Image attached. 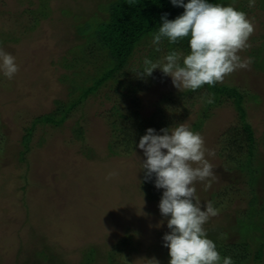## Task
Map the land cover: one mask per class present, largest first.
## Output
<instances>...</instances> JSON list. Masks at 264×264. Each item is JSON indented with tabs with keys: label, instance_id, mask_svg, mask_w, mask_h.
I'll use <instances>...</instances> for the list:
<instances>
[{
	"label": "rangeland",
	"instance_id": "1",
	"mask_svg": "<svg viewBox=\"0 0 264 264\" xmlns=\"http://www.w3.org/2000/svg\"><path fill=\"white\" fill-rule=\"evenodd\" d=\"M45 1L0 0V49L13 55L19 68L10 80L0 74V264H29L28 259H38L37 253L48 247V253L56 256H52L53 264H83L98 255L90 246L105 255L127 237L133 239L118 248L116 264H151L152 259L167 264L163 236L170 230L158 208L163 189L155 187L154 174L145 179L141 163L146 157L138 143L129 151L116 146L111 108L118 104L128 111L137 105L143 116L158 118V110L166 107L169 117L192 130L203 116L204 102L197 98L185 111L183 90L176 89L170 77L158 69L151 76L134 73L124 80L137 87L136 94L122 99L109 82L74 109L61 126L36 125L30 151L22 156L23 135L34 120L55 111L56 102L69 99L67 79L73 77L72 67L79 66L73 51L82 42L74 15L88 20L99 14V4L105 2L48 0L43 8ZM259 1L246 12L254 30L250 47L238 53L242 60L252 61V51L264 46V11ZM144 53L136 54V65L142 63ZM165 55L160 52L154 61ZM220 83L259 90L261 97L248 108L259 150L250 164L245 154L230 158L225 149L223 134L238 118L229 101L210 111L212 115L196 131L203 138L205 159L213 166L214 176L207 189L204 182H197L195 194L202 210L208 202L219 210L203 227L208 236L222 227L227 244L237 241L239 221H248L250 201L243 191L251 182L257 186L259 176L264 178V71L258 72L251 62ZM76 123L83 126L84 139L75 135ZM260 186L264 197V185ZM102 257L98 264H108Z\"/></svg>",
	"mask_w": 264,
	"mask_h": 264
},
{
	"label": "trees",
	"instance_id": "2",
	"mask_svg": "<svg viewBox=\"0 0 264 264\" xmlns=\"http://www.w3.org/2000/svg\"><path fill=\"white\" fill-rule=\"evenodd\" d=\"M247 1L209 0L213 4L231 5L234 9L244 13L250 11ZM47 2L48 0L42 3L43 8ZM187 2L188 0H185V3ZM259 2L260 8L264 11V0ZM183 11L182 7L173 6L170 0H105L104 3L99 4V14L96 13L93 17H89L88 20L81 21L82 17L80 15H74L76 33L82 42L73 51L76 57L74 62L79 66L72 67L74 68L73 77L67 79L69 83V99L64 102H56L58 106L55 111L41 115L34 120L23 135L22 146L24 151H22L21 155L23 156L30 151V143L36 125L50 124L61 126L74 109L80 104H85L89 96L95 94L102 86L108 85L109 82L112 85L111 88L122 99L130 96L129 94H136L138 91L137 87L128 83L127 79H124L126 76H132L136 72L135 66L140 67L139 70H142L144 58L154 61L160 52H164L167 55L171 51L187 55L189 52L187 38L177 44H168L167 40H164L159 46V52L155 51L151 44L153 34L161 26V17L167 14L169 20H174ZM105 13L106 16H101V14ZM263 49L264 46H260L257 51L253 50V53L250 54L253 66L258 72L264 71ZM141 51L146 52L144 53L145 56L143 59L140 58L142 63L136 65L135 56ZM125 81L127 82L125 83ZM180 96L182 97L181 107L185 111H188L186 105L192 107L197 102V98L204 102L203 116L192 125V131L194 132L200 130L204 125L205 119L212 115L210 111L215 110L228 101L233 104L238 118L236 125L227 129L223 134L226 141L225 144L227 143L225 145L226 148H224L230 151V158L245 154L249 164L254 160L255 153L259 150L254 128L248 120V108L250 102L257 104L260 101L259 90L242 89L229 83L217 82L213 86L204 85L195 91L183 90L180 92ZM209 98H211L212 103H208ZM135 106L137 107V105ZM136 107L124 111L116 104L111 108V129L118 148L126 149V151L133 149L149 128L156 130L158 134H162L160 129L178 125V120L167 115L168 109L166 107L158 110V118L155 114L145 117L140 112L139 106ZM76 124L75 135L80 139H84L83 126L80 123ZM110 148L112 149V147ZM225 149L221 152V155L224 154ZM261 177L259 176L256 179L257 186L254 185V182H251L246 188L247 190L243 191V194L250 201V207L246 211L248 221H239L237 241L224 243L227 241V234L221 229L222 227L216 233L207 235V238L216 244V249L220 256L222 258L230 256L234 264H264V208L259 209L260 207L257 206L262 205L264 207L260 203H264L260 188V184L264 185V178ZM225 191L228 193L232 192L233 188H225ZM253 198L254 201L252 200ZM128 239L133 238L127 237L126 242L129 241ZM124 243L122 241L119 245L112 246L105 255L98 248L90 246L97 249L95 254L98 255L88 258L83 261V264H98L97 259L101 255L103 256L102 260L108 264H116L114 261L116 252ZM49 251V247L44 251H39L37 253L38 259H28L29 264H39L40 261L45 263L48 261V263L53 264V257L56 256L52 253L49 254ZM169 260L170 257L167 264ZM54 264H61V262H54Z\"/></svg>",
	"mask_w": 264,
	"mask_h": 264
},
{
	"label": "clouds",
	"instance_id": "3",
	"mask_svg": "<svg viewBox=\"0 0 264 264\" xmlns=\"http://www.w3.org/2000/svg\"><path fill=\"white\" fill-rule=\"evenodd\" d=\"M170 3L184 11L174 20H169L167 14L162 16L151 44L159 52L162 41L177 44L187 38L189 52L181 56L171 51L157 61L144 58L142 70L135 72L138 77L151 76L158 69L171 78L179 91H195L223 82L225 76L249 67L251 58L242 60L238 55L250 47L248 40L254 30L246 13L209 0L187 3L170 0ZM254 3L255 0H249V7ZM18 70L15 57L0 49V74L10 80ZM208 103H212L211 98ZM160 133L147 129L136 147L146 157L141 163L145 179L154 174L155 187L163 189L158 208L167 218L170 230L163 236V246L170 257L168 264H234L230 256H220L203 227L219 210L211 202L202 210L195 194L197 182H204L207 189L214 176L213 166L205 159L207 149L202 136L186 123L160 129ZM150 262L159 264L156 259Z\"/></svg>",
	"mask_w": 264,
	"mask_h": 264
}]
</instances>
